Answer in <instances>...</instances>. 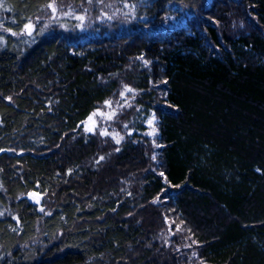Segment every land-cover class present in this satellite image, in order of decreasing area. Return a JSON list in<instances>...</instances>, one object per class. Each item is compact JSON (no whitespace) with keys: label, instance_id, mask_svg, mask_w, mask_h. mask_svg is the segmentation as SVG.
<instances>
[{"label":"trees","instance_id":"trees-1","mask_svg":"<svg viewBox=\"0 0 264 264\" xmlns=\"http://www.w3.org/2000/svg\"><path fill=\"white\" fill-rule=\"evenodd\" d=\"M126 1L93 33L0 29V264H264V0ZM97 110L120 144L77 127Z\"/></svg>","mask_w":264,"mask_h":264},{"label":"rangeland","instance_id":"rangeland-1","mask_svg":"<svg viewBox=\"0 0 264 264\" xmlns=\"http://www.w3.org/2000/svg\"><path fill=\"white\" fill-rule=\"evenodd\" d=\"M54 4L58 7L56 18L50 19L52 16L50 10V15L48 17L43 16L37 22L33 23L35 25L33 36L35 32L40 33V29L43 28L44 24L52 26V24L56 23L60 26L63 25L62 28L65 29H76L80 33H89L90 31L93 33V28L100 23H111L113 20L117 19L118 15V18H130L133 15V7L126 0H92L91 3H88V0H83L77 7H72L69 2H63L62 4H65L64 6H58L55 2ZM85 9H87V11H85ZM64 13H69V15H64ZM76 16L85 17L81 27H77L81 22L75 19ZM40 24L41 26L37 27ZM0 32H2V30H0ZM128 94L129 93H126L125 97ZM110 113L111 112H104V115L100 116V121H98V118L93 119L88 123V126H93L95 128L103 126L104 128H102V130H105V122L109 120L107 116ZM114 132L115 131H111L109 133L116 134V132Z\"/></svg>","mask_w":264,"mask_h":264},{"label":"snow or ice","instance_id":"snow-or-ice-1","mask_svg":"<svg viewBox=\"0 0 264 264\" xmlns=\"http://www.w3.org/2000/svg\"><path fill=\"white\" fill-rule=\"evenodd\" d=\"M91 2H92V0H88V3H91ZM0 7H2V4H0ZM46 7H47L48 9H50L51 12H52V16L50 17V19H55V18H56V13H57V11H58V7L54 4L53 0H49V3L46 5ZM10 10H11V9H9V8H5V11H10ZM85 11H87V9H85ZM64 15H69V13H64ZM75 19H77L78 21L81 22V24H78L77 27H81V26H82V23H83V21H84V19H85V17H84V16H76ZM13 23H15V21H13ZM48 27H49L48 24H44L43 28L40 29V32H43V31H44L45 29H47ZM61 27H63V25H61ZM34 28H35V25H34L32 22L29 21V22H26V23L23 24V28L21 29V33H17V32H15V31H13L11 28L5 27L2 23H0V29H3L4 31L9 32V33H10L11 35H13V36H17V35H19V34H27L29 37H32V36H33V32H34ZM38 34H39V33H38ZM0 40H3V37H0ZM137 59H141V60H143V57H138ZM143 63H144L145 65H147V64L149 63V61H147V60H143ZM165 83H166V81H165ZM126 93H134V89L131 88V87H130L129 85H127V84L123 85V91L120 92V96H121L122 98H124ZM4 99L7 100V101H9V102L12 101V97H4ZM112 103H113V102H112L111 100H105V101H104V105H105V106H109V107H111ZM124 103L127 104V100H125ZM117 106H118V107H121L122 105H120V104L118 103ZM128 106H130V105H128ZM98 113H99L100 115H104V113H103V112H99V110L94 111L91 115H89V116L87 117V120H86V121H81V123H80L79 125H77V127L84 126V130H85L86 132H89V133L93 132V131L95 130L94 127H93V126H88V123L91 122V121L93 120V117L96 116ZM116 115H117V113H116L115 111H113V112H111V113L107 116V119L112 120ZM154 121H155V114H153L152 118H150V119L147 120V124H148L149 126H152V125L154 124ZM124 127L127 128V125H125ZM99 134H100L101 136L112 135V139L115 140L116 144H120L121 140L123 139L122 137H119V134H118V133H116V134H110L107 130L100 131ZM154 134H155V128H153L152 131L145 133V135H148V136H153ZM119 150H120L119 148L116 149L117 152H118ZM3 151H5V150H4V149H0V152H3ZM9 151H11V150H9ZM104 159H105L104 156H100L99 159L96 160L95 162H96L97 164H99V163H100L101 161H103ZM152 159H153V160L156 159L155 155H153ZM0 171H2V169H0ZM257 171H259V169H257ZM71 173H72V169H68V173H67V174L70 175ZM159 175H160L162 178H164L165 182H167V177H166V175H165L164 172H160ZM122 191H123V189H122ZM129 195H131V193H129ZM28 196H29L30 198L35 199L36 202L39 203V195H38L37 193H35V192H30V193H28ZM40 211L43 212L44 209L41 208ZM49 214H50V213H49ZM2 215H3V213H0V216H2ZM12 218H13V219H17V217H15V216H13ZM181 223H183V221H182ZM177 229H179V225H177ZM13 230H14V229H13ZM189 231H190V230H189ZM193 243H196V242L193 241ZM177 251H179V249H177ZM192 256H196V253L193 252V253H192ZM201 264H203V261H201Z\"/></svg>","mask_w":264,"mask_h":264},{"label":"water","instance_id":"water-1","mask_svg":"<svg viewBox=\"0 0 264 264\" xmlns=\"http://www.w3.org/2000/svg\"><path fill=\"white\" fill-rule=\"evenodd\" d=\"M28 199H29V201H30L31 203H36V200L33 199V198H30L29 196H28Z\"/></svg>","mask_w":264,"mask_h":264}]
</instances>
